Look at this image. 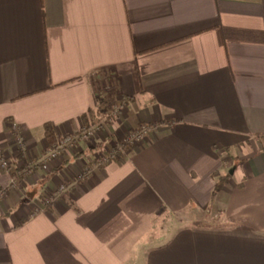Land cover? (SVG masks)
I'll return each instance as SVG.
<instances>
[{
	"label": "crops",
	"instance_id": "crops-1",
	"mask_svg": "<svg viewBox=\"0 0 264 264\" xmlns=\"http://www.w3.org/2000/svg\"><path fill=\"white\" fill-rule=\"evenodd\" d=\"M101 117L10 189L0 165V264H264V0H0V155Z\"/></svg>",
	"mask_w": 264,
	"mask_h": 264
},
{
	"label": "built area",
	"instance_id": "built-area-1",
	"mask_svg": "<svg viewBox=\"0 0 264 264\" xmlns=\"http://www.w3.org/2000/svg\"><path fill=\"white\" fill-rule=\"evenodd\" d=\"M106 119V117H101L96 123H93L89 126L80 127L76 133L60 134L56 139V142L53 145L49 146L44 155L41 156V158H39L38 160H33L31 154L27 151L22 138L18 136L16 139V150L18 155H22V158L19 160L20 167H32L43 162L44 165L50 168L54 160L59 157V154L64 151L68 146L73 144L74 141L80 140L87 143H94L93 139L96 134L101 130V127H104L106 130H108ZM149 129L150 126H147L146 124H141L139 126L131 128L121 137H113L112 140H110L111 152H113L118 157L123 151H125V148L128 144H134L138 141L143 140ZM0 165L4 169H6L10 174V181L9 185L7 186V189L14 187L17 183V179L11 175V172L17 168V165L14 164V162L5 154L0 155ZM90 171L91 167L85 166L77 173V175L72 181L62 182L56 189H51L47 191L43 197V206L46 207L47 205H49L62 192L71 190L74 187L76 181L84 177ZM6 191L7 190H1L0 196H4L6 194Z\"/></svg>",
	"mask_w": 264,
	"mask_h": 264
},
{
	"label": "trees",
	"instance_id": "trees-1",
	"mask_svg": "<svg viewBox=\"0 0 264 264\" xmlns=\"http://www.w3.org/2000/svg\"><path fill=\"white\" fill-rule=\"evenodd\" d=\"M82 118L84 120L86 118V115H82ZM43 129H44L45 138H46L49 146L53 145L56 142V139H57V135H56V131H55L54 125L51 124V123L46 122L43 125ZM38 165L39 164H37V165H35L33 167L22 166L20 168H16L15 170H13L11 172V175L14 176L18 181H21V175L23 173L31 172ZM214 176L217 178V181H216V183L214 185V188H213V191H212V198L217 194V192L219 190H221L223 188L224 183L228 180V177H229L228 174L227 175H223V176H221L219 174H215ZM9 214H10V211L7 212V214H5V215H9Z\"/></svg>",
	"mask_w": 264,
	"mask_h": 264
},
{
	"label": "rangeland",
	"instance_id": "rangeland-1",
	"mask_svg": "<svg viewBox=\"0 0 264 264\" xmlns=\"http://www.w3.org/2000/svg\"><path fill=\"white\" fill-rule=\"evenodd\" d=\"M120 139V138H119ZM65 182V181H64ZM208 213L209 212H198L196 215L192 216L190 215L189 216H182L180 217V219L182 220L179 224L177 225H186V224H191V225H194V226H211V227H214V225L216 226V223H215V220L214 219H207V216H208ZM176 218V216H173V217H169L166 221V224L168 226L172 225V222L174 221V219ZM176 220V219H175Z\"/></svg>",
	"mask_w": 264,
	"mask_h": 264
},
{
	"label": "water",
	"instance_id": "water-1",
	"mask_svg": "<svg viewBox=\"0 0 264 264\" xmlns=\"http://www.w3.org/2000/svg\"><path fill=\"white\" fill-rule=\"evenodd\" d=\"M232 172V170H230V173Z\"/></svg>",
	"mask_w": 264,
	"mask_h": 264
}]
</instances>
